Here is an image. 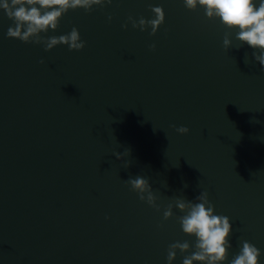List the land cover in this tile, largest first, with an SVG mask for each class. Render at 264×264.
Returning <instances> with one entry per match:
<instances>
[{
	"label": "water",
	"instance_id": "1",
	"mask_svg": "<svg viewBox=\"0 0 264 264\" xmlns=\"http://www.w3.org/2000/svg\"><path fill=\"white\" fill-rule=\"evenodd\" d=\"M157 6L166 21L155 36L128 23ZM12 25L0 10V264H168L170 244L195 238L183 213L164 221L163 209L205 190L233 225L225 264L242 240L264 264V66L254 49L235 48L232 32L225 50L229 30L183 0L69 11L47 35L75 27L83 51L45 52L8 38ZM136 175L161 211L127 185Z\"/></svg>",
	"mask_w": 264,
	"mask_h": 264
},
{
	"label": "clouds",
	"instance_id": "2",
	"mask_svg": "<svg viewBox=\"0 0 264 264\" xmlns=\"http://www.w3.org/2000/svg\"><path fill=\"white\" fill-rule=\"evenodd\" d=\"M185 7L190 11L198 8L205 10L209 20H219L229 31L223 38L225 50L233 48L232 32L240 46L249 45L253 51L252 57L261 66H264V0H183ZM113 4V0H0V10L13 22L7 30L10 39L22 41L25 44L43 46L45 52H51L60 45L67 46L70 51H83L86 43L82 40L80 32L73 27L70 33L60 36H49V31H57L60 21L69 11L80 9L92 12L94 7L104 8ZM151 19L129 16L128 23L133 28L146 32L151 29L150 35L155 36L165 24L166 15L162 7H152ZM114 19L107 16L108 22ZM128 23L122 25L127 30ZM151 51H156V45H150ZM41 64L46 61L41 59ZM245 63H251L247 55ZM179 135H189L190 129L186 126H171ZM118 160H123L120 153L114 154ZM125 155L130 156L127 149ZM131 164H125L129 168ZM131 190L138 194L140 201L150 207L161 211L158 196L154 192L149 180L144 176L136 175L125 181ZM167 187V184H164ZM188 187L187 184L184 185ZM174 209L183 215L176 219L186 236L194 237L193 245L188 240L176 241L169 245L167 253L168 264H173L179 253L183 259L182 264H225L228 259L229 242L233 232V225L228 216L217 215L215 205L209 199V193L201 191L195 200L184 196L175 198L163 209L164 221L174 217ZM163 227V225H160ZM240 251L231 260V264H260L262 255L260 249L254 244L242 240Z\"/></svg>",
	"mask_w": 264,
	"mask_h": 264
}]
</instances>
